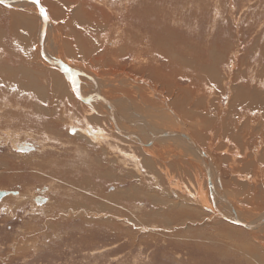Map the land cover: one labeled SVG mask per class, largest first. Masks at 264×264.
I'll list each match as a JSON object with an SVG mask.
<instances>
[{
	"label": "rangeland",
	"instance_id": "rangeland-1",
	"mask_svg": "<svg viewBox=\"0 0 264 264\" xmlns=\"http://www.w3.org/2000/svg\"><path fill=\"white\" fill-rule=\"evenodd\" d=\"M79 1L113 12L109 43L113 42L114 69L103 77L97 71H83L73 86L56 68L69 82V99L56 94L62 89L59 78L60 90L53 87L57 89L54 97H42V107L49 112L36 113V119L42 117L44 131L33 134L9 115V121L0 123V189L9 192L0 200V264H264V223L246 228L229 220L230 206L215 191L212 197L206 164L190 141L159 136L152 144L140 131L187 132L207 153L213 185L228 195L239 220L253 224L264 217V0ZM0 8L34 10L40 18L39 8L31 2L0 3ZM206 62H211L205 67L207 73L196 70ZM76 88L90 98L88 103L77 97ZM96 95L116 104L113 117L133 139L115 129L107 107L91 99ZM21 99L3 98L0 107L5 112L12 103V107L31 110ZM90 114L110 128V134L101 129L96 134L107 135L103 140L122 141L124 150L143 158L153 173L135 171L132 165L137 160L132 165L124 162L120 147L111 151L95 144L93 140H102L85 130L91 127ZM123 115L129 123L119 119ZM12 121L15 124L9 125ZM10 126L23 130L11 138L5 128ZM49 142L58 148L66 143V149H79L67 162L81 175L93 168L82 151L93 153L110 171L113 181L101 192L93 188L98 196L95 205H87L79 193L68 200L80 204V214L83 208L92 210L89 216L56 219L64 215L58 205H51L59 196L58 181L51 172L40 171L41 165L60 158ZM23 143L30 148L19 146ZM33 157L38 160L31 162ZM93 171L97 173L95 166ZM38 196L46 200L38 202ZM126 198H135L131 203L139 204L125 205ZM144 208L151 215H132L142 214ZM129 212L131 219L135 217L133 224L126 220Z\"/></svg>",
	"mask_w": 264,
	"mask_h": 264
},
{
	"label": "crops",
	"instance_id": "crops-1",
	"mask_svg": "<svg viewBox=\"0 0 264 264\" xmlns=\"http://www.w3.org/2000/svg\"><path fill=\"white\" fill-rule=\"evenodd\" d=\"M41 1L43 2L42 4L47 10L50 18V24H48L47 34L45 38V42L47 45V47L44 45L45 50H47L49 54L55 57H59L62 61L66 62L70 66H73L74 68L81 71H85V73H92V71H97L102 77L104 74L106 76L110 75L109 71L114 69L115 54L113 42L109 43V40L112 41L113 38V12L108 11V9L106 8H101L98 5L88 1H86V3L84 2L83 4H81L79 0ZM81 9L84 10L83 15L81 14L82 11L80 12ZM40 22L41 20L39 18L38 12L34 10H4L0 8V65H4V67L2 65V67H0V71H2L0 72V77L4 79L2 81L3 83L0 82V100L13 96L17 98L29 97V106L31 107L30 109L32 111L34 110L33 113L45 112L44 110L46 109H43V107L41 106L42 102H44L42 97H47L46 99L49 100L51 99V97H54L53 93L57 89L53 88L56 85V80L54 79V81H52L53 75L56 79H62L57 69L51 67L49 68V66L46 64L47 62L44 63V60L41 59L42 56L38 49L41 26ZM107 42L109 44H107ZM8 58H10V60H7ZM79 77L80 75L77 76V78ZM66 80L67 79H65V81H62V84L64 85H62L61 89V93L64 92L65 94L69 88ZM10 84L12 85L10 86ZM5 88L6 90H4ZM37 89L39 92L37 91ZM34 91H36V93H34ZM3 92H5L7 95H2ZM57 96L59 97L58 93ZM36 101L41 102V104H35ZM2 104L3 102L0 101V106ZM32 105L36 106V109H34ZM37 106H41L42 108H39ZM54 107H56V105H54ZM17 108H20V106L12 107V103H10L11 111L7 110L3 112L2 108L0 107V123L8 120V117L6 115L7 112L14 113V111L18 110V113H21L22 108ZM23 111L29 113L28 110ZM47 112H49V110H46V113ZM91 114L87 119V122L91 125V127H86L85 130L88 135L90 134L94 136L95 140H99V138L102 140L101 142H96L93 140L95 144L101 143L110 148L111 151L112 149L119 151L118 147H120V149H123V152H119L120 154H123L122 158L124 159V162H129V164L132 165L131 161L137 160V165H132L134 166L133 168L135 169V171H137L141 175H146V172L153 173L147 170L146 163H143V158H140V156H137L133 152H127L126 150H124V148L120 144L122 141L116 142L114 137L109 139L106 138L105 140H103L104 137H102V135L93 133L94 131H100L101 129L103 132L110 134V128H107L101 123H98L97 119H94ZM86 116L87 115H84V118H87ZM5 117H7V119ZM10 117L13 119L15 118L13 116ZM10 123L11 124L9 125H14L15 121H12ZM78 123L79 124H77V126L81 129V123ZM5 128H8L11 138H13V135L17 134L20 131L17 128H12L11 126ZM75 129L76 127L74 124L73 130ZM140 131L147 134L144 129L140 128ZM123 136L127 137V139L133 137L128 134H125ZM153 143H155V141H153L152 144ZM21 147L30 148L29 145L24 146V143ZM89 148L88 150L93 149ZM82 154L86 156L83 157L84 159H88L87 163L93 167L92 169L87 170L88 172L86 171L87 173H90L88 176H85V172L82 175L80 174L81 176L79 175L78 177L79 181L77 180L78 183H81V181L84 179L85 181H83V183L89 185L92 188V191L84 187L80 190V193L82 195L81 199L86 203L95 201L96 198L98 200V196L97 194H95L97 191H94L93 188L100 191V188L104 189L103 186L113 181V179L110 180V171H105V166L101 165V162L98 161L93 153H86L85 151H82ZM130 154L134 155L131 157L129 156ZM100 156L103 158V155ZM53 162L54 160H51V163ZM67 163L69 164V162ZM94 166L95 170H97L96 174L93 171ZM144 170H146V172ZM125 176H123L122 178H125ZM57 186L61 188V181L57 183ZM134 199L135 198H126L125 205H138L139 202L131 203V201H133ZM141 212L142 214L134 213L132 215H151L149 213L150 211H147L145 208ZM126 216V220H128V222L130 221L131 224H133L132 221H135V217L131 219L130 212L127 213ZM149 225L154 226L151 224ZM148 228L150 229L151 227L148 226Z\"/></svg>",
	"mask_w": 264,
	"mask_h": 264
},
{
	"label": "bare ground",
	"instance_id": "bare-ground-1",
	"mask_svg": "<svg viewBox=\"0 0 264 264\" xmlns=\"http://www.w3.org/2000/svg\"><path fill=\"white\" fill-rule=\"evenodd\" d=\"M25 2H31V1H25ZM21 3H23V2H21ZM31 3H33V2H31ZM143 3V2H142ZM13 4H15V3H13ZM13 4H10V5H13ZM16 4H18V3H16ZM40 4H41V6L45 9V7L43 6V4L41 3V0H40ZM7 5H9V4H7ZM9 5V6H10ZM36 5V4H35ZM37 6V5H36ZM144 6V5H143ZM142 6V7H143ZM38 7V6H37ZM78 7V6H77ZM39 8V7H38ZM76 9V8H75ZM144 9V8H143ZM46 10V9H45ZM47 11V10H46ZM83 12V10L81 9L80 10V12ZM144 11H145V9H144ZM39 14H41L40 13V9H39ZM48 14V13H47ZM49 15H48V19H45V17H44V15L42 16V15H40V20H41V29H42V23H43V21L45 22V31H44V34H43V40H42V38H41V36H40V38H39V40L40 41H38V43H39V47H40V51H42L43 53H44V55H45V57L46 58H48V59H57V60H61L59 57H55V56H53V55H51V54H49V52H47V50H45V47H44V45H45V43L46 42H44L45 41V34H46V32H47V27H48V24H50V21H49ZM41 29H40V31H41ZM42 32V31H41ZM41 32H40V35H41ZM82 34V33H81ZM85 43V42H84ZM46 47H47V45H45ZM38 47V48H39ZM82 50V49H81ZM41 53V52H40ZM2 54V53H1ZM58 54V53H57ZM85 55V54H84ZM254 55V54H253ZM184 57V56H183ZM188 57V56H187ZM42 59H43V57H41ZM8 60V59H7ZM44 60V59H43ZM64 60V59H63ZM199 60V59H198ZM214 60V59H213ZM2 61V60H1ZM45 61V60H44ZM211 61V60H210ZM214 61H217V60H214ZM62 62H64V61H62ZM244 62V61H243ZM3 63V62H2ZM202 63H204V62H202ZM211 63V62H210ZM210 63H208V62H206L205 64H203L202 66H199L198 68H196V70H199V71H201V72H206L207 73V71L208 70H205V67H209L210 66ZM216 63V62H215ZM49 64V63H48ZM2 65V64H1ZM0 65V67H4V65H2L1 66ZM50 66H51V68H54V69H56L57 67L55 66V65H51V64H49ZM201 65V64H200ZM207 65V66H206ZM212 65V64H211ZM215 65V64H214ZM218 66V65H217ZM73 68V67H72ZM2 69V68H1ZM59 69V68H58ZM73 69H75V68H73ZM60 70V69H59ZM241 70V69H240ZM61 71V70H60ZM195 71V70H194ZM193 71V72H194ZM0 72H2V71H0ZM62 72V71H61ZM75 72L77 73V71H76V69H75ZM63 73V72H62ZM83 73V71H81V70H79V73H78V75H81ZM65 74V73H64ZM205 75V74H204ZM206 76V75H205ZM67 78H69L71 81V83H72V79H75V82L74 83H72V85L73 86H76L75 84H76V82H77V80H78V78L77 77H75V76H73V73H72V75H71V77L68 75V76H66ZM201 77V76H200ZM202 78H204V76H202ZM55 80H56V86L59 88V85H60V82H59V78H54ZM4 79L3 78H1L0 77V82H2ZM210 81V80H209ZM10 82V81H9ZM13 82V81H12ZM68 82V81H67ZM3 83V82H2ZM69 83V82H68ZM1 84V83H0ZM21 84V83H20ZM218 84V83H217ZM12 84H10V86H11ZM63 85V84H62ZM219 85V84H218ZM70 86V85H69ZM34 88V87H33ZM32 88V89H33ZM62 88V87H61ZM70 88H71V86H70ZM6 89V88H5ZM69 89V88H68ZM38 90V89H37ZM72 91V90H71ZM74 91H75V93H76V95L78 96V95H81L84 99H90V98H87V97H84V95L85 94H83V93H81V89H74ZM190 91V90H189ZM35 92V91H34ZM192 92V91H191ZM59 94V97L60 96H62V98L64 97V99L65 100H68L69 99V95H68V93L66 92V94L64 93V92H62L61 93V91H59V92H56V94ZM190 93V92H189ZM240 93V92H239ZM90 94V93H89ZM238 94V93H237ZM2 95H7L5 92H3L2 93ZM71 95V94H70ZM1 96V95H0ZM191 96H192V94H191ZM250 96V95H249ZM8 98V97H7ZM195 98V97H194ZM239 98V97H238ZM11 99V98H10ZM91 99L92 100H96L97 102H100L102 105H104V106H106L107 107V109H108V112L106 111V113L109 115V117H110V119L112 120H114V122H113V124L115 125V129H117L119 132H124L125 134H128V135H131V136H133L131 133H126L122 128H120L119 127V122H118V118H114L113 117V112H112V110L115 108V107H117L116 106V104L115 103H112V102H109V101H107V100H105V98L103 99L102 98V96H100V99H98V95H96L95 96V99H93V97H91ZM254 99V98H253ZM22 101H20V103H22V104H26V105H28L29 106V103H30V98L28 97H22V99H21ZM44 100V99H43ZM40 101V100H39ZM64 103V102H63ZM33 104V103H32ZM36 104V103H35ZM33 106V105H32ZM42 106V105H41ZM37 107H39V106H37ZM44 107V106H43ZM22 108V107H21ZM40 108V107H39ZM18 109V108H17ZM15 110V109H14ZM24 108H22V111H21V114L20 113H18V110H16V111H14V113L13 112H7L6 113V115H9V116H13V117H15V120H17L18 122H17V125H22V124H25L26 126V129H29V130H31V131H33L32 133L33 134H35L36 132H35V130H41V131H44L45 129H46V126H43L42 124H41V120H42V117L40 116V119H36L37 118V115H36V113H33V111L32 110H29L28 109V111H29V113H25L24 111ZM9 111H11V109H9ZM42 111V110H41ZM45 112H46V110H45ZM44 112V113H45ZM46 114V113H45ZM3 115V114H2ZM201 116V115H200ZM1 117V116H0ZM216 117V116H215ZM218 118V117H217ZM119 119H121L123 122H125L124 120H126L127 118H125L124 117V115L123 116H121V117H119ZM19 120H20V123H19ZM264 120V119H263ZM127 121H129V120H126V122ZM111 122V121H110ZM219 122V121H218ZM32 123H34V124H32ZM122 123V122H121ZM134 123V122H133ZM223 124V123H222ZM201 125V124H200ZM72 126H74V124L72 125ZM144 126H145V124H144ZM147 126V125H146ZM224 126H226V125H224ZM76 127V126H75ZM114 127V126H113ZM122 127V126H121ZM153 128V127H152ZM226 128V127H225ZM232 128V127H231ZM22 128L20 127V129H18V130H21ZM229 129V128H228ZM227 129V130H228ZM233 129V128H232ZM23 130V129H22ZM157 130V129H156ZM165 130V129H164ZM144 131L148 134V139H149V141H157V139H158V137L159 136H164V133H166V132H170V135L169 136H164L165 138H167V137H177V136H181V135H179L178 133H183V134H187V132L186 133H184V132H182V130L181 131H179V130H175V131H170V130H165V131H152V130H150V129H144ZM226 131V130H225ZM229 131V130H228ZM101 132V131H100ZM128 132V131H127ZM223 132V131H222ZM233 132V131H232ZM29 133V132H28ZM39 133V132H38ZM43 133V132H42ZM93 133H96V132H93ZM123 133V134H124ZM124 134V135H125ZM223 134V136H225L224 135V133H222ZM226 134V133H225ZM235 134H237L236 133V130H235V133H234V135ZM100 135H102V137H104L105 138V136H107V135H104V134H100ZM190 138L189 139H187V138H185V137H183V138H185V139H187V140H189L188 142L191 144V147H192V150H194V151H197L199 154H201V156L204 154L205 156H206V158H207V160H208V163H210L209 162V157H208V155H207V153L201 148V146H200V144H198V142L195 140V138L194 137H192L191 135H189V134H187ZM230 135V134H229ZM134 137V136H133ZM182 137V136H181ZM208 137V136H207ZM232 137V136H231ZM234 137V136H233ZM199 138V137H198ZM139 139V138H138ZM235 139V138H234ZM142 140V139H141ZM141 140H138V142H140V144H142V147H143V145H145V142L144 141H141ZM159 140V139H158ZM186 140V141H187ZM191 140H194V142H192ZM148 141V142H149ZM240 141V140H239ZM238 141V142H239ZM76 142V141H75ZM148 142H146V143H148ZM176 142H178V141H176ZM205 142H206V140H205ZM226 142V141H225ZM55 143V142H54ZM182 143H183V141H182ZM66 144V143H65ZM64 144V146H60V148H58L57 146H55V144H53V143H51V142H49V144H48V146H49V148L51 147H53V146H55V147H53V149H54V152H53V150L51 151V152H53V153H55V154H57V155H59V159H54V162L53 163H51V161H50V163H48V164H45V165H41L40 167H41V169H40V171H44V172H46V171H48V172H51L52 174H51V177L53 178V180H55V181H61V185H63V186H61L62 188H63V190L59 187V186H57L56 185V187H58L59 188V190H57V191H59V196H58V199H57V201H55L54 202V204H51V205H58V207H60V209L62 210V212H63V217H61V218H56V219H59V220H68L67 218H69V219H71L72 218V220H75V219H78L77 217L79 216V215H83V214H86L87 216H89V213H91V211L92 210H89L87 207V209H85V208H83L85 211H82L81 212V214L78 212V210L80 209V204H78L77 205V203H69L68 202V200L71 198V195L72 194H76V193H79V194H81L80 193V190L84 187V188H87V189H90L91 187L89 186V185H87V184H85V183H83V181H85L84 179L81 181V183L80 184H78L77 182L79 181H77V178L79 177V175H80V173H77L76 171L78 170V169H75L74 167H72L70 164H68V163H65V162H67V161H69L70 159H73L74 157H75V155L73 154L76 150H79L78 148L77 149H74V150H71V149H69V148H67L66 149V145ZM224 144V143H223ZM243 144V143H242ZM23 145V144H22ZM21 145V146H22ZM46 145V144H45ZM57 145V144H56ZM63 145V144H62ZM149 145V144H148ZM184 145V144H183ZM196 145V146H195ZM239 145V144H238ZM27 146V145H26ZM30 147V146H29ZM63 147V149H61ZM65 147V148H64ZM27 148V147H26ZM29 149V148H28ZM26 150V149H25ZM43 151H49L47 148H43ZM56 151V152H55ZM67 151H69L71 154H68V155H65V154H67ZM60 153H64V155H61ZM38 156V155H37ZM256 159V158H255ZM38 160V158H36V157H33L30 161L31 162H35V161H37ZM6 162V161H5ZM56 162H57V164H56ZM246 162V161H245ZM58 164H60V165H58ZM3 165V164H2ZM250 165V164H249ZM58 166H60L59 168H58ZM68 166V169L66 168ZM109 166V165H108ZM207 167H209V165L207 166V164H206V166H205V170H206V173H207ZM67 169V170H66ZM39 171V172H40ZM209 172V171H208ZM41 173V172H40ZM43 174V173H42ZM136 174V173H135ZM208 174V173H207ZM37 175H39V174H37ZM81 176V175H80ZM38 177V176H37ZM39 177H40V175H39ZM55 181H53V183L55 182ZM87 181V180H86ZM208 181H209V179H208ZM213 181H214V178H213ZM47 181H45V183H46ZM51 182V181H50ZM58 182H55V183H58ZM41 183H42V181H41ZM38 184H40V183H38ZM48 184V183H47ZM50 184V183H49ZM135 185V184H134ZM47 186V185H46ZM69 186V187H68ZM71 186H73V188H71ZM90 187V188H89ZM209 187H210V185H209ZM34 188V187H33ZM36 188V187H35ZM34 188V189H35ZM53 188V187H52ZM51 188V189H52ZM40 189V188H39ZM38 189V190H39ZM92 189V188H91ZM212 189L216 192V193H218L220 196H221V200L223 201V202H225V204L226 205H229L230 206V209H231V214H230V217H229V219L230 218H239V215L237 214V212L235 211V208H234V206L232 205V202L229 200V197H228V195H225V194H223L222 193V191L220 190H218L217 189V187H216V185L214 186L213 185V187H212ZM1 190V189H0ZM62 190V191H61ZM66 190V191H65ZM210 190H211V187H210ZM126 191V190H125ZM224 191V190H223ZM61 192V193H60ZM22 193V192H21ZM30 193V192H29ZM45 193V192H44ZM46 193H47V191H46ZM48 194V193H47ZM54 194V193H53ZM100 194V193H99ZM98 194V195H99ZM19 195V194H18ZM114 195V194H113ZM126 196L128 195L127 193L125 194ZM130 195V194H129ZM7 196H5L3 199H5ZM20 197V196H19ZM37 197V196H36ZM39 198H38V202H42V201H44L43 199H45V197H43V196H38ZM18 199V198H17ZM115 199V198H114ZM117 199H119V197L117 198ZM46 200V199H45ZM120 200V199H119ZM131 200V199H130ZM103 201V200H102ZM115 201V200H114ZM117 201V200H116ZM95 202L96 201H92V202H86V204L87 205H95ZM105 202V201H104ZM50 203V202H49ZM5 204H7V200H5ZM105 204H107V203H105ZM111 204V203H110ZM83 205V204H82ZM107 205H109V203L107 204ZM225 205V206H226ZM32 207V206H31ZM48 208V207H47ZM129 208L131 209V211H132V208H131V206H129ZM69 209V210H68ZM134 209V208H133ZM81 210V209H80ZM26 211V210H25ZM40 210H38L37 212H39ZM45 211V210H44ZM49 211H50V209H49ZM42 212V211H41ZM46 212V211H45ZM52 212H53V210H52ZM59 212V211H58ZM61 212V213H62ZM119 212V211H118ZM224 212V214H225V211H223ZM45 214H47V212L45 213ZM227 214V213H226ZM225 214V215H226ZM12 215V214H11ZM37 215V214H36ZM35 215V216H36ZM103 215V214H102ZM40 216V215H39ZM51 216V215H50ZM49 216V217H50ZM114 216V215H113ZM116 216V215H115ZM80 217V216H79ZM94 217V216H93ZM31 218H32V216H31ZM73 218H75V219H73ZM90 219H92L91 217H90ZM110 219V218H109ZM26 220H28V219H26ZM105 220V219H104ZM239 220V219H238ZM106 222H108V223H110V221L108 220V218H106V220H105ZM239 221H242V222H246L245 221V219H242V220H239ZM43 222V221H42ZM248 222V221H247ZM246 222V223H247ZM41 223V222H40ZM257 222H255V224H256ZM49 224H50V222H49ZM248 224H250V225H253L252 227L253 228H257L258 226H260V225H258V223H257V225L258 226H255L254 227V225L255 224H252V223H248ZM144 228V227H143ZM230 236V235H229ZM247 238V237H246ZM256 257V256H255ZM258 258V257H257Z\"/></svg>",
	"mask_w": 264,
	"mask_h": 264
},
{
	"label": "water",
	"instance_id": "water-1",
	"mask_svg": "<svg viewBox=\"0 0 264 264\" xmlns=\"http://www.w3.org/2000/svg\"><path fill=\"white\" fill-rule=\"evenodd\" d=\"M25 1H31V2H33V0H2V2H0L1 4H13V3H20V2H25ZM34 3V2H33ZM35 4V3H34ZM37 5V4H36ZM38 7H39V9H41V4L39 3V5H37ZM40 13H41V11H40ZM40 15H42L43 16V13H41ZM41 38H42V40H43V34H44V31H45V22L43 21V23H42V29H41ZM41 52V56L43 57V59L47 62V63H49V64H53V65H55L57 68H59L63 73H65V75L66 76H70L71 77V75H72V73H73V76H75V77H77L78 76V73H76L75 72V69H73L69 64H67L66 62H62V60H57V59H48V58H46L45 57V55H44V53L42 52V51H40ZM83 76V75H82ZM86 77V76H85ZM75 82V79H72V83H74ZM78 97V96H77ZM81 101H83V102H85V103H88L89 101V99H82V98H80V97H78ZM98 99H100V95H98ZM179 135H181L182 137H185V138H187V139H189L190 137L186 134H183V133H178ZM170 135V132H166V133H164V136H169ZM191 139V138H190ZM192 142H194V140H191ZM196 146V145H195ZM202 157H203V161H204V163L205 164H207V166L209 165V163H208V160H207V158H206V156L203 154L202 155ZM209 171V172H208ZM207 173H208V179H209V185H210V187H211V195H212V197H214L215 196V193H214V190L212 189V187H213V174H211V168L210 167H207ZM211 175H212V177H211ZM9 192L8 191H6V190H0V200L3 198V197H5L7 194H8ZM10 193H12V194H15V193H17V191H10ZM43 200H45V199H43ZM219 212V211H218ZM220 213V212H219ZM221 214V213H220ZM232 223H234V224H236V225H241V226H244V227H246V228H253L252 226L253 225H250V224H248V223H246V222H242V221H239L238 220V218H230L229 219ZM257 223H258V225H260V224H263L264 223V217H262L259 221H257ZM257 223L255 224V223H253V224H255L254 225V227L255 226H258L257 225Z\"/></svg>",
	"mask_w": 264,
	"mask_h": 264
},
{
	"label": "snow or ice",
	"instance_id": "snow-or-ice-1",
	"mask_svg": "<svg viewBox=\"0 0 264 264\" xmlns=\"http://www.w3.org/2000/svg\"><path fill=\"white\" fill-rule=\"evenodd\" d=\"M0 2H2V0H0ZM33 2H34L35 4H37V5H39L40 0H33ZM40 11H41V13H43L45 19H48L47 11H46L43 7H41Z\"/></svg>",
	"mask_w": 264,
	"mask_h": 264
}]
</instances>
